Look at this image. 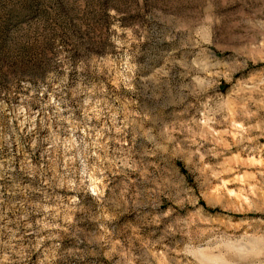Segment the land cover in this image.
<instances>
[{
	"label": "rangeland",
	"instance_id": "rangeland-1",
	"mask_svg": "<svg viewBox=\"0 0 264 264\" xmlns=\"http://www.w3.org/2000/svg\"><path fill=\"white\" fill-rule=\"evenodd\" d=\"M0 264H264V0H0Z\"/></svg>",
	"mask_w": 264,
	"mask_h": 264
}]
</instances>
